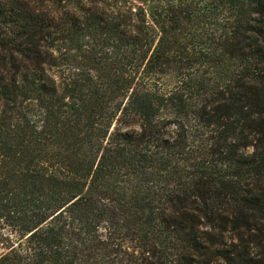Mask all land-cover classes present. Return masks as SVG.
I'll return each mask as SVG.
<instances>
[{"label":"trees","instance_id":"obj_1","mask_svg":"<svg viewBox=\"0 0 264 264\" xmlns=\"http://www.w3.org/2000/svg\"><path fill=\"white\" fill-rule=\"evenodd\" d=\"M0 264H264V0H0Z\"/></svg>","mask_w":264,"mask_h":264},{"label":"rangeland","instance_id":"obj_2","mask_svg":"<svg viewBox=\"0 0 264 264\" xmlns=\"http://www.w3.org/2000/svg\"><path fill=\"white\" fill-rule=\"evenodd\" d=\"M2 250H3V249H2L1 246H0V253L2 252Z\"/></svg>","mask_w":264,"mask_h":264}]
</instances>
